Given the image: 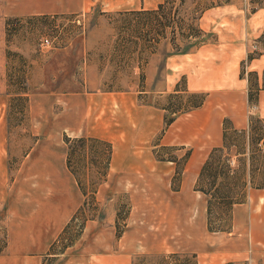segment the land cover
<instances>
[{
	"label": "rangeland",
	"instance_id": "obj_1",
	"mask_svg": "<svg viewBox=\"0 0 264 264\" xmlns=\"http://www.w3.org/2000/svg\"><path fill=\"white\" fill-rule=\"evenodd\" d=\"M40 1L0 0V264H75L98 233L107 246L111 245L108 249L115 247L122 253L130 250L132 264H200L193 249L218 247L220 237L234 232L235 208L247 200L249 189L264 187V118L251 115L248 130L232 125L226 142L224 134V145L212 150L207 161L220 149L200 182L201 170L194 191L204 201L200 199L193 207V216L191 206L186 210V206L125 201L115 211L113 246L110 226L115 206L102 202L101 187L107 180L112 145L109 143L108 155L103 144L90 141L96 138L70 137L60 128L57 97L46 96L45 87L36 84L39 68L44 57L65 47L66 38L89 37L90 46H76L80 62H46V88L57 89V78L64 81L62 77L75 70L82 80L98 70L111 80L109 86L121 88L130 74L124 57L126 43H131L130 50L134 42H141L149 51L155 43L167 41L176 53H185L216 39V34L206 32L202 24H247L248 28L259 24L260 35L248 41L241 70V77L245 70L242 78L258 81L263 87L258 92V87L250 85L253 96H257L256 103L250 101L255 107L264 91V69H250L249 64L264 55V0H166L149 11L96 8L69 17L14 15L31 5L38 7ZM205 99L204 93L176 99L168 107L166 127L178 115L202 106ZM199 101L201 104L194 106ZM169 118L173 120L168 122ZM183 154L180 151V157L169 158L177 163L175 182L182 178L191 152ZM65 155L68 170L82 188H40L37 182L42 165L46 170L43 174L53 181ZM157 157L167 161L161 153ZM213 184L221 189L219 194L204 192ZM43 215L48 218H36ZM209 242H217L216 247Z\"/></svg>",
	"mask_w": 264,
	"mask_h": 264
},
{
	"label": "crops",
	"instance_id": "obj_2",
	"mask_svg": "<svg viewBox=\"0 0 264 264\" xmlns=\"http://www.w3.org/2000/svg\"><path fill=\"white\" fill-rule=\"evenodd\" d=\"M165 1L41 0L38 7L31 5L14 15L69 17L96 8L115 12L149 11ZM201 27L216 34V39L185 53H176L167 41L155 43L149 51L141 42H134L130 50L131 43H126L124 57L130 74L121 88L109 86L111 80L98 70L92 77L86 75L85 80L76 77V70L62 77L64 81L55 76L58 88H46V62H77L80 55L76 46H90L89 37L66 38L64 48L43 58L36 84L45 87L46 96L57 97L60 128L70 137L96 138L112 145L107 180L101 186L102 202L115 206L111 213L112 244L116 234L115 211L125 201L133 205L186 206V210L191 206L193 216V207L200 199L204 201L194 191L201 170L212 150L224 145V121L230 120L234 129L248 130L251 115L264 118V91L260 92L258 105L252 106L248 78L241 77L248 41L259 37V24H250L249 28L247 24H202ZM249 65L250 69H264V55ZM196 93L206 95L203 105L178 115L166 127L168 107L176 99H188ZM180 151L191 154L182 178L175 182L177 163L169 158L180 157ZM158 153L167 161L159 160ZM66 160L65 155L53 181L43 174L46 170L42 165L37 185L43 190L81 189L82 183L68 170ZM45 194L43 191L42 195ZM234 214L235 230L230 236L220 237L218 247L217 242H209L216 247L214 250L193 249L199 254L200 264H264V187L250 188L247 200L237 205ZM39 217L48 218L44 215L36 218ZM102 237L98 233L84 249L89 259L83 254L81 262L74 263L132 264L130 250L123 249L126 252L122 253L115 251V247L108 249L111 245L107 246ZM120 246L124 248L123 244Z\"/></svg>",
	"mask_w": 264,
	"mask_h": 264
},
{
	"label": "trees",
	"instance_id": "obj_3",
	"mask_svg": "<svg viewBox=\"0 0 264 264\" xmlns=\"http://www.w3.org/2000/svg\"><path fill=\"white\" fill-rule=\"evenodd\" d=\"M244 72H245V70H243L242 71V77H244ZM254 75V74H253ZM249 82H250V85L252 86V87H258V92L260 91V90H262L263 89V87L260 85V83L257 81V82H253V81H251V79H249ZM195 97H198V98H203V96H201V95H194ZM250 101L252 102V103H256V101H257V96L256 97H254L253 96V94H252V92H251V88H250ZM201 104V101H199L196 105H194V106H198V105H200ZM173 120V118H169L168 119V122H171ZM224 128H225V142H226V140L228 139V131L230 130V129H233V127H232V123L230 122V120H225L224 121ZM90 141H92V142H94V143H97V144H103L104 145V148H107V151H108V155H109V153H110V150H111V145L109 144V143H106V142H103V141H100V140H97V139H90ZM217 151H220V149H217V150H215V151H213V153L211 154V156H210V158H209V160L207 161V163L204 165V167H203V170H202V173H201V177H200V182H201V180L202 179H204L205 178V176L207 175V173H208V169H209V166H210V163H211V160L213 159V156H214V154H215V152H217ZM214 178H215V176H213ZM216 185V184H215ZM220 190L221 189H217V188H215L214 187V184H213V187H212V189H209V190H204V192H212L213 193V191L216 193V194H219V192H220ZM209 210H210V214H211V211H212V209H211V203H210V208H209Z\"/></svg>",
	"mask_w": 264,
	"mask_h": 264
}]
</instances>
